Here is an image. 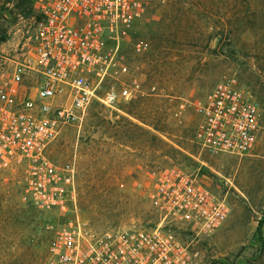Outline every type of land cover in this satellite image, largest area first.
Segmentation results:
<instances>
[{
  "label": "rangeland",
  "instance_id": "rangeland-1",
  "mask_svg": "<svg viewBox=\"0 0 264 264\" xmlns=\"http://www.w3.org/2000/svg\"><path fill=\"white\" fill-rule=\"evenodd\" d=\"M116 42L103 47L98 94L128 88L114 109L92 102L46 153L74 170L75 213L21 199L19 171L0 169V264H45L55 233L73 223L103 232L159 222L150 193L158 172L178 169L222 198L227 215L189 243L194 264H264V139L240 157L200 151L189 104L231 79L248 91L264 127V0H144ZM0 0V80L31 48L33 10Z\"/></svg>",
  "mask_w": 264,
  "mask_h": 264
},
{
  "label": "built area",
  "instance_id": "built-area-1",
  "mask_svg": "<svg viewBox=\"0 0 264 264\" xmlns=\"http://www.w3.org/2000/svg\"><path fill=\"white\" fill-rule=\"evenodd\" d=\"M31 7V48L0 80V169L19 171L21 199L28 205L75 213L73 166L55 165L46 151L92 102L114 109L127 100L128 88L97 92L103 47L125 34L145 1L31 0ZM189 106L192 140L200 151L240 157L264 139L257 104L231 79ZM150 200L160 217L150 229L94 232L74 215L73 223L55 233L45 264H194L190 244L165 232V220L198 238L227 215L222 198L178 169L157 173Z\"/></svg>",
  "mask_w": 264,
  "mask_h": 264
},
{
  "label": "trees",
  "instance_id": "trees-1",
  "mask_svg": "<svg viewBox=\"0 0 264 264\" xmlns=\"http://www.w3.org/2000/svg\"><path fill=\"white\" fill-rule=\"evenodd\" d=\"M25 1L31 3V0H25ZM30 7H31V4H30ZM3 41H4V37H0V42H3Z\"/></svg>",
  "mask_w": 264,
  "mask_h": 264
}]
</instances>
